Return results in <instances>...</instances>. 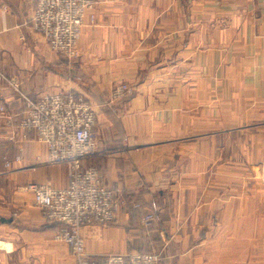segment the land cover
Segmentation results:
<instances>
[{
	"label": "crops",
	"instance_id": "1",
	"mask_svg": "<svg viewBox=\"0 0 264 264\" xmlns=\"http://www.w3.org/2000/svg\"><path fill=\"white\" fill-rule=\"evenodd\" d=\"M94 1L68 60L32 28L36 0H0V71L30 98L80 94L94 107L84 164L125 203L112 223L81 228L87 254L264 264V0ZM118 82L132 93L111 102ZM0 106V264H75L25 188L67 186V165L8 122L25 104L5 80Z\"/></svg>",
	"mask_w": 264,
	"mask_h": 264
},
{
	"label": "built area",
	"instance_id": "2",
	"mask_svg": "<svg viewBox=\"0 0 264 264\" xmlns=\"http://www.w3.org/2000/svg\"><path fill=\"white\" fill-rule=\"evenodd\" d=\"M94 4V0H36L32 28L43 35L54 53L73 60L79 54L78 42L85 19L89 15L93 20ZM4 80L25 104L19 121L13 123L9 118L8 122L19 131L22 140L34 132L37 140L46 145L50 161L67 165V186L54 188L48 181L29 183L25 188L32 192L34 204L41 209L45 220L56 224L54 238L70 247L75 264H159L161 255L155 251L115 252L101 259L86 252L81 228L112 223L125 203L105 183L97 167L84 164L96 147V114L91 101L84 95L60 93H46L34 99L23 93L17 79L0 71V81ZM131 93L130 85L118 82L112 87L109 99L119 101ZM0 114H6L4 106H0ZM20 158L16 156V160ZM152 218V214H147L142 221L147 224Z\"/></svg>",
	"mask_w": 264,
	"mask_h": 264
},
{
	"label": "rangeland",
	"instance_id": "3",
	"mask_svg": "<svg viewBox=\"0 0 264 264\" xmlns=\"http://www.w3.org/2000/svg\"><path fill=\"white\" fill-rule=\"evenodd\" d=\"M235 153L236 152L233 149H229V151H228L229 157H232V155H235ZM229 169H232V168H229ZM260 169H261V173L257 172V174L258 175L260 174V177L264 180V157H263ZM246 174L247 175H254V167L253 166H248V167L246 166ZM150 251H155V252H158L160 254V251H158L157 249L150 250ZM159 264H163L161 259H160V263Z\"/></svg>",
	"mask_w": 264,
	"mask_h": 264
}]
</instances>
